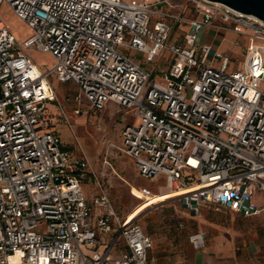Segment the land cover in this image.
<instances>
[{
  "label": "built area",
  "instance_id": "2783aa9c",
  "mask_svg": "<svg viewBox=\"0 0 264 264\" xmlns=\"http://www.w3.org/2000/svg\"><path fill=\"white\" fill-rule=\"evenodd\" d=\"M1 4L29 35L17 39L0 18V264H149L151 240L137 218L119 217L101 191L84 199L80 184L90 170L77 147L74 155L60 145L53 111L65 118L52 80L72 86L65 101L74 115L84 112L80 97L95 111L107 102L130 110L138 124L126 122L123 147L111 146L134 159L140 177L162 175L165 191H187L173 198L193 215L202 208L243 218L264 212L259 19L208 0ZM205 27L246 39L239 69L227 72L230 59L201 41ZM29 51L48 54L51 66L39 69ZM157 59L164 63L151 73L144 65ZM187 242L200 249L203 234Z\"/></svg>",
  "mask_w": 264,
  "mask_h": 264
},
{
  "label": "crops",
  "instance_id": "0c3cea01",
  "mask_svg": "<svg viewBox=\"0 0 264 264\" xmlns=\"http://www.w3.org/2000/svg\"><path fill=\"white\" fill-rule=\"evenodd\" d=\"M158 10L161 13H164V10L175 12V10L169 9L167 7H160ZM183 15L185 17H191L188 12H185ZM175 31L171 30L170 36H173ZM225 33L233 34L221 28L216 29L213 27H205L201 31V41L207 43L210 46V52L214 53L216 50H212L211 48L215 43H212V41L208 40V37L217 39L218 42H220L222 36ZM215 45H218V43ZM53 82L57 84L59 83L55 80L51 81V87L56 97V92L54 91L52 85ZM68 92H73V88L70 85H67L62 90L60 99L62 104L65 105V107H68V113L71 116H76L72 114V108L74 105L65 101V94ZM59 101L60 100L57 99L58 103ZM107 103H110V105H114L115 107H118V109H121L114 103ZM77 106L79 105L77 104ZM82 109L84 111H89L87 107ZM103 109L101 110V114L104 112ZM54 116L60 118L57 112H55ZM119 118L121 121H123L122 128L126 122L133 124L127 119V116H125V120H123L121 116ZM122 128L120 130H122ZM55 133L59 138L61 147L67 151H70L72 154L77 155L75 147L71 145L73 149L71 151L67 147L63 146L58 133ZM127 158L128 157L126 155L116 151L111 146V143H108L101 154V160L97 171H91V167L87 162L90 172L81 182L80 187L83 197L86 201L91 200L100 191L106 194L113 210L115 211L114 203L110 199L109 195L110 189H112L114 185H119V187L128 186L130 196L133 199L139 200V202L134 204V206L126 213L119 215V217L126 216L133 209L135 211L141 206L146 205L145 207L138 210L136 218L137 221L141 220V228L151 240V247L147 252V262L149 264H264V221H258L260 218L264 220L263 211H261L257 216L243 218L237 214L229 213L223 209H220L225 214V216L215 217L212 220L205 222L202 220L203 222L199 224L198 214L201 209L195 216L185 209L179 201V206H181V208L185 210L188 215L184 216V222L174 221V223L170 222V224H163V222L160 221V219L164 218L163 216H154V214H151L150 211L146 215V211L153 207L152 204L161 202L163 203L170 198H156L167 196V193H157L154 195L147 188L143 187L141 179L144 178L136 174L134 168H132L135 174L134 177H129V181L126 179L128 178L127 176H125L126 178L123 177L126 172H123L125 170L122 168V159L127 160ZM114 164L119 165L117 170H114ZM118 172H122L123 176L120 177L117 174ZM111 176H115L117 180H113ZM160 188L162 191H165L163 186ZM134 190H137L139 193L141 190H147L150 195L138 198L134 194ZM131 193L138 199L135 198ZM147 203L149 204L147 205ZM255 203L257 206H260L261 204L258 195L255 196ZM168 218H172V216H169ZM197 232H201L203 234L204 243L202 248L195 250L190 244H188L187 236ZM104 239L105 238H100L102 242ZM120 247L121 245H119L118 248ZM101 248V245L97 247L98 250H101ZM112 255L114 257L115 253Z\"/></svg>",
  "mask_w": 264,
  "mask_h": 264
},
{
  "label": "rangeland",
  "instance_id": "374dc122",
  "mask_svg": "<svg viewBox=\"0 0 264 264\" xmlns=\"http://www.w3.org/2000/svg\"><path fill=\"white\" fill-rule=\"evenodd\" d=\"M164 11H165L164 13L166 14L174 13L169 10H164ZM0 18L9 27L10 31L17 39H23L29 35V30L27 29V27L21 21H19L14 17L8 6L5 4L0 5ZM177 26H178L177 24L172 25V31H175ZM208 40L212 41V43L215 44L218 43V45L215 44L212 45L213 46L211 48L212 50H216V53L225 55L230 59L229 64L226 68L227 72H231L236 68L238 69L240 68L243 59L241 50L244 49L246 45L245 38L237 37L236 35L225 33L222 36L220 42H218L217 39H214L212 37L210 38L208 37ZM236 41L240 42V44L237 46L234 45V42ZM28 56L31 62L39 69H42L43 66H47V67L51 66L52 63L51 58L46 53L29 51ZM163 63L164 62L162 59H157L153 66L151 65H144V66L145 68L149 69L151 73H154L156 67H161ZM218 66H219V61L218 60L214 61L213 67L217 68ZM153 81L155 83L162 84V81L160 80L157 74L153 75ZM52 85L54 91L56 92L55 94L57 99L60 100L59 101L60 110L63 113V116L65 117V121H63L62 119L54 116L53 128L55 132L58 133L63 146L67 147L71 151L73 150L72 146H74L75 149L77 147L82 152L85 159L89 163L91 167V171L94 172L97 171L101 160V154L103 153L104 148L107 146L108 143H111V145L119 148L123 147L121 133H120L121 132L120 129L122 128L123 121H121L119 117L127 116V119L131 121L134 126L138 124L137 119H135L132 116L130 110L122 109V108L118 109V107H115L114 105H110V103L105 104L103 109L104 112L102 113L103 114L102 115L101 111H95L89 108L88 104L82 97H80L79 102L77 103L79 105L78 107L80 109L87 107L89 111L85 110L83 113L79 115L71 116L68 113L69 112L68 107H65V105L62 104V101L60 99L62 90L67 85H59L55 82H53ZM55 112L58 113V111H53V114H55ZM127 160L122 159V163H123L122 168H124L123 170H125L123 172H126V174H124V176L122 172H118L117 174L120 177L127 176L128 178L126 177L125 178L128 180L129 177L135 176L132 168H134L136 174H138V171L135 167L134 159L128 157ZM118 166L119 165L114 164L113 166L114 170H117ZM111 177L113 178V180H117L115 176H111ZM141 180H142L141 183H143V187L147 188L154 195L157 193L167 192V191H162V189L160 188L164 184V178L162 175H158L154 179L146 178ZM128 189H129L128 186L119 187V185H114V187L110 189V193H109L110 199L114 203L115 211L118 216L126 213L134 206V204L139 202V200L133 199L130 196ZM134 194L138 198L142 197V195L137 190H134ZM136 196L134 197L137 198ZM156 198H169V196H162ZM152 206L153 207L149 208V210L146 211V215L150 211L151 214L152 213L154 214V216L157 217L163 216L164 218L160 219V221L163 222V224H170V222L174 223V221L184 222L185 220L184 216H188L187 212L183 210L181 206H179V199L177 198H170L163 203L162 202L154 203L152 204ZM133 211L134 209L129 214H131ZM198 215H199L198 217L199 224H201L203 221L204 222L210 221L215 217L225 216V214L221 210H214L212 208L209 209L202 208ZM169 216H172V218H168ZM258 221L263 222L264 220L260 218ZM138 222L141 225V220H138Z\"/></svg>",
  "mask_w": 264,
  "mask_h": 264
},
{
  "label": "water",
  "instance_id": "95a60500",
  "mask_svg": "<svg viewBox=\"0 0 264 264\" xmlns=\"http://www.w3.org/2000/svg\"><path fill=\"white\" fill-rule=\"evenodd\" d=\"M226 5L239 13L254 16L264 23V0H208Z\"/></svg>",
  "mask_w": 264,
  "mask_h": 264
},
{
  "label": "bare ground",
  "instance_id": "6f19581e",
  "mask_svg": "<svg viewBox=\"0 0 264 264\" xmlns=\"http://www.w3.org/2000/svg\"><path fill=\"white\" fill-rule=\"evenodd\" d=\"M184 192H187V191H181V192H179V193H177V194H178V195H181V194H184ZM166 193H167V196H169V198H173V197H175V196H178V195H176V194H172V193H170V192H166ZM148 204H149V203H147V205H148ZM145 206H146V205H143V206H141L139 209L133 211L131 214H128V215H127V216H128V219L131 220L132 218H135V216H136L138 210H140L141 208H143V207H145Z\"/></svg>",
  "mask_w": 264,
  "mask_h": 264
}]
</instances>
